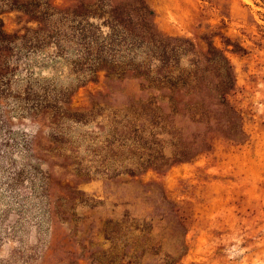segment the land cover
<instances>
[{"label": "rangeland", "instance_id": "1", "mask_svg": "<svg viewBox=\"0 0 264 264\" xmlns=\"http://www.w3.org/2000/svg\"><path fill=\"white\" fill-rule=\"evenodd\" d=\"M147 2L163 33L203 49L208 37L226 52L237 79L231 101L242 110L246 142L215 137L187 161L135 169L132 176L128 168L145 152L139 150L136 160L122 155L107 162L103 142L113 126L106 116L138 100L140 82H112L100 73L96 82L77 88L64 106L86 111L91 95L102 94L99 117L63 127L55 141L49 112L24 113L17 93L27 82L53 92L73 88L70 59L54 46L15 54L10 82L3 83L8 100L0 105V264H264V0ZM2 18L9 33L35 27L18 12ZM232 44L244 51L234 52ZM182 64L188 66V59ZM158 137L172 159L171 137ZM126 215L129 228L148 224L146 238L129 242L138 258L130 248L128 255L121 250L122 237L112 255L103 254L112 245L105 223Z\"/></svg>", "mask_w": 264, "mask_h": 264}, {"label": "trees", "instance_id": "2", "mask_svg": "<svg viewBox=\"0 0 264 264\" xmlns=\"http://www.w3.org/2000/svg\"><path fill=\"white\" fill-rule=\"evenodd\" d=\"M65 1L59 5L54 0H0V105L8 100L3 83L10 82L12 56L54 46L58 56L69 57L76 87L53 92L42 83L27 82L17 93L24 113L36 117L49 112L52 140L62 139L63 127L98 119L97 98L102 94L91 95L86 111H72L64 105L70 104L77 88L96 82L104 73L112 82L128 78L140 82L142 96L106 116L113 126L103 142L107 162L122 155L136 160L139 150L145 152L128 168L132 176L137 170H160L187 161L208 150L215 137L246 142L242 110L231 101L237 87L234 67L211 39L204 38L203 49L189 38L163 33L147 0ZM8 12L22 14L35 27L9 33L2 18ZM232 46L234 52L244 51L238 44ZM184 59L188 66H183ZM163 133L172 139V159L160 148L158 136ZM34 170L39 172L40 167ZM128 219L126 215L121 221L105 223L104 237L112 245L103 254L112 255L115 240L122 237L126 241L121 250L130 248L131 257L138 258L137 246L129 242L146 238L148 224L135 230L126 226Z\"/></svg>", "mask_w": 264, "mask_h": 264}]
</instances>
